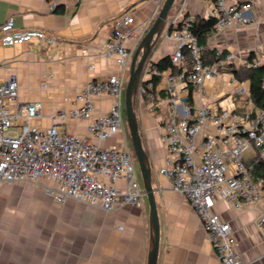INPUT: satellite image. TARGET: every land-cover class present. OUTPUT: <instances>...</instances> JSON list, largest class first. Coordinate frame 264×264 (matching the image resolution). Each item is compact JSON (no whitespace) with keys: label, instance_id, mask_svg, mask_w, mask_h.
Wrapping results in <instances>:
<instances>
[{"label":"built area","instance_id":"1","mask_svg":"<svg viewBox=\"0 0 264 264\" xmlns=\"http://www.w3.org/2000/svg\"><path fill=\"white\" fill-rule=\"evenodd\" d=\"M164 1L154 0L157 8ZM251 12L249 4L214 0L206 19L214 18L216 23L208 38L233 25L250 23ZM193 22L180 6L169 23L172 30L166 34L175 43L168 56L171 67L160 70L156 62L147 59L136 99L143 111L155 114L167 145L169 158L159 174L170 181L172 191L184 197L199 218L219 262L245 264L235 253L229 223L213 209L218 202H232L236 209L242 204H264V173L258 168L264 169V109L256 107L243 83L226 72L229 65L234 66L233 53L214 50L217 59L205 62V47L190 31ZM148 30L149 23L136 24L132 14L122 15L105 47V56L116 57L122 74L90 81L75 97L79 108L53 117L88 121L89 139L61 132L57 125L46 130L32 125L41 115L42 104H18V84L13 79L0 85V194L4 185L36 184L47 179L53 187L45 192L57 203L72 199L106 213L119 204L142 205L145 194L123 131L121 95L130 70L131 53L126 44L142 40ZM0 33L5 47L37 44L52 49L56 45L55 38L44 31L16 29L11 19L0 26ZM262 65L264 62L253 58L234 67L257 69ZM216 77H226L233 90L220 101L207 104L203 102L206 84ZM260 85L264 91V73ZM101 95L113 99L107 113L93 107L94 99ZM239 97L247 108L236 107ZM161 110L166 119L163 115L157 118ZM117 134L123 137L118 145L101 146ZM119 181L124 182L122 189L116 186ZM256 225L264 231V211Z\"/></svg>","mask_w":264,"mask_h":264},{"label":"crops","instance_id":"2","mask_svg":"<svg viewBox=\"0 0 264 264\" xmlns=\"http://www.w3.org/2000/svg\"><path fill=\"white\" fill-rule=\"evenodd\" d=\"M212 2L175 0L172 7L177 11L183 5L185 15L206 19ZM227 3L249 4L253 20L214 34L208 38L207 47L233 53L234 66L253 58L264 62V0ZM161 7L157 8L154 0H0V26L11 19L16 29L41 30L56 40L52 49L37 44L5 47L0 33V85L13 79L18 84V104H42L41 115L32 125L41 130L57 125L61 132L89 139L88 121L53 117L79 108L81 104L75 102V97L90 81L122 74L116 57L105 56L116 21L126 13L132 14L136 24L149 23L150 29ZM140 42L126 44L131 53L129 66ZM174 49L175 43L168 40L158 55L149 60L158 63ZM243 85L250 92L249 82ZM206 90L215 102L233 88L226 77H216L208 81ZM112 102L111 97L101 95L94 99L93 107L96 112L107 113ZM158 113L157 118L161 116ZM136 114L150 163L159 221L157 264H221L199 218L158 172L165 167L169 155L155 114L143 111L140 105ZM122 138L117 134L101 146L114 147ZM138 178L143 188L140 173ZM116 186L122 189L124 182L119 181ZM50 187L53 183L47 179L2 187L0 264H147L150 225L146 196L140 207L119 204L106 213L72 199L57 203L45 192ZM213 211L229 223L240 259L245 264H264V231L256 225L264 211L263 201L242 204L239 209L232 202H218Z\"/></svg>","mask_w":264,"mask_h":264},{"label":"water","instance_id":"3","mask_svg":"<svg viewBox=\"0 0 264 264\" xmlns=\"http://www.w3.org/2000/svg\"><path fill=\"white\" fill-rule=\"evenodd\" d=\"M175 0H165L151 28L142 38L138 48L134 52L129 76L124 91V112L128 127V134L132 145V150L138 165L144 194L149 206L150 225V247L147 257V264H157L159 250V221L156 208V200L151 183V168L148 156L143 148L142 139L139 133L138 120L135 114L136 91L140 73L147 60L155 41L160 37L166 24L168 12L172 8Z\"/></svg>","mask_w":264,"mask_h":264},{"label":"trees","instance_id":"4","mask_svg":"<svg viewBox=\"0 0 264 264\" xmlns=\"http://www.w3.org/2000/svg\"><path fill=\"white\" fill-rule=\"evenodd\" d=\"M215 23H216V19L214 18L203 19L198 17L194 19V22L192 23L190 28L191 33L197 38L198 43L205 47V53L203 55V59L205 60V62L208 63H212L217 59L214 50H210L207 47L208 35L213 31ZM171 30L172 27H170L168 31ZM157 67H159L160 70H166L167 68L171 67L169 58L166 57L160 60L157 63ZM226 72L233 74L240 83L249 82L250 99L252 103H254L256 107L260 109H264V91L260 85L264 73V65L258 67L257 69H246L243 67H234L233 65H229ZM136 103H137V99L135 100V110L137 105ZM139 133L141 136L140 128H139ZM258 168L260 169L259 172L264 173V169L261 170L260 166Z\"/></svg>","mask_w":264,"mask_h":264},{"label":"rangeland","instance_id":"5","mask_svg":"<svg viewBox=\"0 0 264 264\" xmlns=\"http://www.w3.org/2000/svg\"><path fill=\"white\" fill-rule=\"evenodd\" d=\"M175 13H176V8L172 7L170 9V11L168 12V15H167V18H166L165 29L163 30V33L160 35V37H158L156 39L154 47L152 48V50L150 52V55L147 58L148 59L147 61H149V59L155 58L158 55L161 47L165 45L166 41H168V38H167L166 34H167V31H168V28H169V23L173 19ZM126 83H127V81H125V86L123 87V90H122V99H121V108H122V117H123V131H124V133L127 134V137H128V140H129V144H130V147L132 149V145H131L129 134H128V127H127V123H126L125 112H124V91H125ZM212 100H213V97L211 95H209V94H207L203 98V102H205L207 104H210L212 102ZM236 100H237L236 107H238L240 110H242L243 108H247V105L243 101L242 98L239 97ZM236 100H235V102H236ZM138 110H139V101H138V103L136 105V110H135L136 113H138ZM158 114L159 115H163V118L166 119V114H163L162 110ZM141 139L143 140L142 136H141ZM135 161H136V158H135ZM136 170L139 173L137 162H136Z\"/></svg>","mask_w":264,"mask_h":264}]
</instances>
